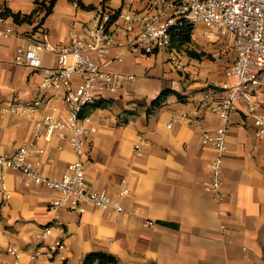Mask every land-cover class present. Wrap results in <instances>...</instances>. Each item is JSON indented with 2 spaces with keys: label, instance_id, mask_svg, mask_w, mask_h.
Here are the masks:
<instances>
[{
  "label": "crops",
  "instance_id": "1",
  "mask_svg": "<svg viewBox=\"0 0 264 264\" xmlns=\"http://www.w3.org/2000/svg\"><path fill=\"white\" fill-rule=\"evenodd\" d=\"M37 1L0 0V8L31 14ZM127 2L133 9L144 6L141 0H57L43 23L37 15L32 22L16 23L15 35L0 36V154L11 156L22 145L36 144L44 150L29 156L36 168L50 177L66 172L76 157L71 145L58 135L35 138V123L46 114L68 117L63 98L40 87L58 57L44 52L42 67L33 69L18 64L15 56L31 37L65 43L71 24L85 28L99 6L119 9ZM206 33L204 24H195L190 49L205 55L196 58L177 50L182 67L168 51L125 53L121 62L113 61V55H94L105 69L135 76L117 93H101L111 104L90 110L96 131L87 137L85 155L90 187L116 198L128 186L121 198L125 210L105 211L91 202L83 213L53 207L63 198L60 191L27 184L22 171L0 163V186L5 181L11 191L5 206L0 194V264H13L9 245L20 249L24 264H83L97 251L113 254L121 264H264V135H257L243 103L231 115L223 156L224 198L218 200L204 186L214 151L203 143L202 130L216 128L221 120L206 111L197 122L195 110L205 100L211 105L222 101L237 56L232 36L209 38ZM165 90L173 92L150 110ZM14 100L39 103L34 112H4ZM257 101L264 111V88ZM141 139L146 144L139 155L135 145ZM51 224L52 234L43 240L42 229ZM58 241L65 246L55 252Z\"/></svg>",
  "mask_w": 264,
  "mask_h": 264
},
{
  "label": "built area",
  "instance_id": "2",
  "mask_svg": "<svg viewBox=\"0 0 264 264\" xmlns=\"http://www.w3.org/2000/svg\"><path fill=\"white\" fill-rule=\"evenodd\" d=\"M144 6L133 9L130 2L119 9L99 6L94 22L80 29L75 23L70 25L65 43L54 45L49 40L30 38L28 44L15 56L18 64L33 69L42 67L41 55L53 52L58 57L57 67L47 70L40 84L42 90L53 89L65 101L68 117L60 119L54 114H46L35 123V138L49 140L53 135L67 141L75 152V159L68 164L61 177L44 175L30 161L32 152L44 150L36 144L22 145L11 156L0 154V163L18 169L26 176V183L45 184L60 191L62 199L53 201V207L83 213L84 204L91 202L105 211L123 212L121 198L129 193L123 185L116 198L106 189H93L85 176L86 142L89 134L96 131L90 110L92 105L103 98L101 93H117L126 82H132L134 75L113 72L104 68L94 55L108 57L121 62L125 53L135 55H155L168 51L170 60L182 67L178 51L172 45V34L179 23L204 24L206 35L216 34L233 37L237 56L229 68L231 82L226 87V95L216 105L203 101L195 110V121L199 122L206 111L217 114L221 124L214 129L203 128L202 140L213 148L210 161V178L204 183L206 191L218 200L223 193V156L228 149L227 135L231 115L240 103L244 111L254 119L256 133L264 135V111L259 109L257 97L264 88V0H141ZM16 34V22L11 16L0 13V36ZM71 60V62H69ZM109 61H107L108 63ZM39 101L34 103L14 100L3 107L4 112H34ZM70 131V134L68 132ZM146 140L141 139L135 150L142 155ZM3 195L1 206L9 203L11 191L5 181L0 186ZM53 225H46L41 238L52 234ZM58 241L52 249L56 252L64 248ZM13 264L21 261L20 249L9 245L7 248Z\"/></svg>",
  "mask_w": 264,
  "mask_h": 264
},
{
  "label": "trees",
  "instance_id": "3",
  "mask_svg": "<svg viewBox=\"0 0 264 264\" xmlns=\"http://www.w3.org/2000/svg\"><path fill=\"white\" fill-rule=\"evenodd\" d=\"M57 0H38L37 8L31 14H22L20 12L16 13L11 11L9 8L1 9L0 13L11 16L16 23L22 22H32L34 16L41 15L40 23H43L45 18L53 11V8ZM195 25L192 23H179L173 31L172 34V45L179 51H187V53L196 58H202L205 55L204 52H197L190 49V44L192 43V33ZM171 90L163 91L157 98L154 99L151 109H156L163 104L164 97L169 95ZM111 104V100H105L101 98L95 104L92 105L91 109H96L99 107H106ZM150 112V111H149ZM83 264H121L120 261L111 253L108 252H92L89 253Z\"/></svg>",
  "mask_w": 264,
  "mask_h": 264
},
{
  "label": "rangeland",
  "instance_id": "4",
  "mask_svg": "<svg viewBox=\"0 0 264 264\" xmlns=\"http://www.w3.org/2000/svg\"><path fill=\"white\" fill-rule=\"evenodd\" d=\"M195 34L197 35V36H199V39H200V35L202 36V34H201V31H200V29H196V31H195ZM195 45H194V43H192V47L191 48H193ZM155 56H156V54H155ZM154 56V57H155ZM160 56H162L161 54H160ZM158 58H159V56H158ZM69 62H71V60L69 61Z\"/></svg>",
  "mask_w": 264,
  "mask_h": 264
}]
</instances>
